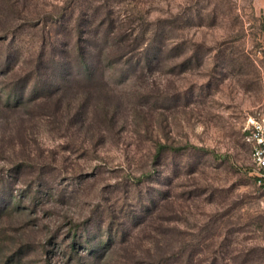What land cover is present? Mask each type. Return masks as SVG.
I'll return each instance as SVG.
<instances>
[{
  "label": "rangeland",
  "instance_id": "374dc122",
  "mask_svg": "<svg viewBox=\"0 0 264 264\" xmlns=\"http://www.w3.org/2000/svg\"><path fill=\"white\" fill-rule=\"evenodd\" d=\"M260 138L264 0H0V264H264Z\"/></svg>",
  "mask_w": 264,
  "mask_h": 264
},
{
  "label": "built area",
  "instance_id": "2783aa9c",
  "mask_svg": "<svg viewBox=\"0 0 264 264\" xmlns=\"http://www.w3.org/2000/svg\"><path fill=\"white\" fill-rule=\"evenodd\" d=\"M261 126L256 128L257 132H260ZM253 161L258 170L256 177L257 186L264 188V140L258 139L256 146L253 149Z\"/></svg>",
  "mask_w": 264,
  "mask_h": 264
},
{
  "label": "trees",
  "instance_id": "16d2710c",
  "mask_svg": "<svg viewBox=\"0 0 264 264\" xmlns=\"http://www.w3.org/2000/svg\"><path fill=\"white\" fill-rule=\"evenodd\" d=\"M164 147H165V146L160 145V146L158 147L157 154H158V152H159L162 148H164Z\"/></svg>",
  "mask_w": 264,
  "mask_h": 264
}]
</instances>
